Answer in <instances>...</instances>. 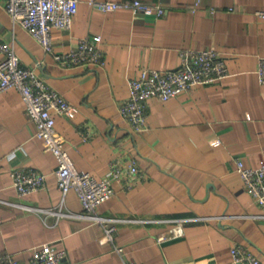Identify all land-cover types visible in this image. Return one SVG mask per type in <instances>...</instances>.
I'll return each mask as SVG.
<instances>
[{
    "label": "crops",
    "instance_id": "obj_1",
    "mask_svg": "<svg viewBox=\"0 0 264 264\" xmlns=\"http://www.w3.org/2000/svg\"><path fill=\"white\" fill-rule=\"evenodd\" d=\"M146 1L161 3L165 12L101 11L80 0L72 27L54 30L56 48L100 34L106 63L65 67L13 23L0 0V38L14 41L23 64L37 67L76 108L73 117L55 112V118L77 166L97 178L115 160L133 158L139 169L130 186L114 180L113 195L98 208L123 219L115 230L122 257L103 242L101 224L81 215L75 191L62 202L56 158L36 135L19 90L0 91V252L15 254L19 264H29L32 249L44 243L65 250L73 264H234V243L247 245L264 263V208L237 170L238 160L255 167L264 160V82L257 75L264 57V17L257 11L264 0ZM185 47L221 51L228 74L167 100L152 96L149 129L134 132L120 112L129 79L146 67H179ZM16 167L46 173L45 186L20 194ZM60 205L62 214L47 210ZM171 218H187L184 233L159 240L173 224L162 219Z\"/></svg>",
    "mask_w": 264,
    "mask_h": 264
},
{
    "label": "built area",
    "instance_id": "obj_2",
    "mask_svg": "<svg viewBox=\"0 0 264 264\" xmlns=\"http://www.w3.org/2000/svg\"><path fill=\"white\" fill-rule=\"evenodd\" d=\"M5 7L15 25L26 29L42 45L43 49L65 67L80 65H104L106 59L101 49L102 36L94 34L79 39L78 44L69 49L56 48L53 32L55 29H69L78 11L80 0H4ZM101 11H130L160 15L165 12L161 3L146 0H88ZM200 2H196L198 6ZM215 12L214 7L211 8ZM257 14L264 17V8ZM180 66L175 69L143 68L140 74L129 79V96L121 103L120 112L129 121L136 133L149 129L147 107L149 99L157 96L167 100L195 84H208L223 79L229 72L225 56L215 48L194 49L185 47L180 51ZM257 75L264 82V57L260 59ZM15 87L19 90L29 117L36 123V135L46 142V147L57 161L58 185L62 191V202L67 193L75 191L85 212L81 215L103 227V242H110L115 252L124 257L125 247L115 241V230L119 217H108L99 213V206L114 193L113 181L126 179L131 185L132 174L138 172L135 159L128 163L112 161L105 177L97 178L91 172L80 169L64 137L57 131L55 112L73 117L75 106L58 90L51 87L39 74L37 67L23 64L14 41L0 38V91ZM219 144L220 140L213 141ZM15 151L8 153L9 158ZM245 189L264 208V160L258 166L237 161ZM13 184L20 194H28L43 188L46 173L34 167H16L12 171ZM62 205V203H61ZM60 207L49 208L56 214L64 213ZM69 215L71 213H68ZM264 215V214H263ZM187 218L162 219L171 221L170 233L160 235L159 240L184 233L183 222ZM136 220V219H134ZM139 220V219H137ZM234 264H264L250 247L234 243L231 248ZM0 264H19L11 252H0ZM29 264H73L65 250H54L49 243L35 246Z\"/></svg>",
    "mask_w": 264,
    "mask_h": 264
}]
</instances>
